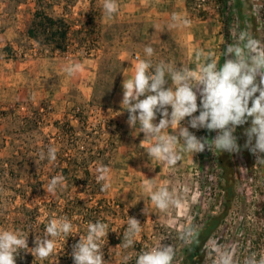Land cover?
Listing matches in <instances>:
<instances>
[{
    "label": "rangeland",
    "instance_id": "rangeland-1",
    "mask_svg": "<svg viewBox=\"0 0 264 264\" xmlns=\"http://www.w3.org/2000/svg\"><path fill=\"white\" fill-rule=\"evenodd\" d=\"M116 3L117 12L109 16L103 8L104 0H94L95 21L85 27L86 35L76 30L86 21L88 0H0V230L28 235L30 248L34 247L35 236L42 235L53 218L67 216L73 234L78 233L57 239L58 255L40 259L21 250L16 264H73L72 246L79 234L87 233L88 223L96 221L109 229L103 248L106 264H135L139 254L160 242L173 245L172 264H179L183 247L205 215L211 213L216 170L201 174L196 154L188 152L175 167L150 161L146 148L155 140L140 144L144 134L138 126L134 130L128 126L126 110L114 103L100 108L92 100L95 95L101 97L105 88L118 84L121 62L135 54L152 63L150 71L161 61L198 69L210 54L218 60L227 44L237 42V20L223 34L216 0H187L186 12L177 8L173 13L191 23L174 28L169 26L171 16L163 17L157 9L149 12L146 0ZM228 7L235 10V0H228ZM242 7L249 30L247 16L255 17L258 8L255 0H242ZM37 8H44L52 16L66 10L65 18L73 31L65 52L52 51L28 37L26 30ZM146 46L154 49L151 57L144 52ZM76 64L80 70L69 74L67 69ZM81 111L88 117L82 126L75 119ZM187 119L182 122L184 126ZM111 122L123 126L116 135ZM189 130L198 136L201 129ZM172 131L166 129L162 134ZM50 147L56 149L55 161L47 158ZM177 147H182V142ZM250 158L255 163L252 153ZM237 164L240 199L216 235L206 242L201 264H223L224 260L245 264L246 258L255 253V173L249 177L240 152ZM58 165L78 170L69 178L72 184L97 182L98 168L107 166L111 187L102 195H92L89 187L69 188L65 180L55 194L48 193L45 189L57 176L53 167ZM80 166L88 170V176ZM146 178L152 179L156 189L167 187L180 205L163 212L157 209L145 191ZM79 205L81 211L75 207ZM215 210L219 206L215 205ZM129 216L140 221L142 230L134 246L125 248L122 241Z\"/></svg>",
    "mask_w": 264,
    "mask_h": 264
},
{
    "label": "clouds",
    "instance_id": "clouds-1",
    "mask_svg": "<svg viewBox=\"0 0 264 264\" xmlns=\"http://www.w3.org/2000/svg\"><path fill=\"white\" fill-rule=\"evenodd\" d=\"M103 8L112 16L117 12L118 5L116 0H104ZM190 23L188 19L181 20L173 14L169 26L174 28ZM144 52L151 57L154 49L146 46ZM222 55V66L210 54L198 69L184 65L171 66L161 61L154 66L153 71H150L153 65L149 60L137 58L134 74L130 77L123 74L121 108L128 113V126L133 130L138 126L139 132L144 134L140 144L155 140L154 144L146 148L150 161L156 160L175 167L182 160L183 153H202L206 147L210 150L215 147L219 152L238 153L241 146L234 133L237 127L248 124L250 119V127L244 130L247 138L244 147L256 157V163L264 164V46L246 30L240 31L237 42L227 44ZM80 67L76 64L67 71L73 74ZM158 115L159 120L156 122ZM186 118L187 126H184L182 122ZM189 128L205 129L216 132V135L209 140L198 137ZM166 129L173 131L163 135ZM181 142L182 147L178 148ZM43 158L44 154H41ZM47 158L56 160L55 148L48 149ZM64 181L63 175L53 177L45 191L55 194ZM97 182H103L102 191L111 187L110 169L107 166L98 168ZM145 191L150 193L151 202L162 212L170 206L180 205V200L167 187L156 189L152 179H145ZM143 212L147 215L145 208ZM141 230L140 221L129 216L123 234V247H133L135 237ZM108 232L107 224L89 222L87 233L79 234L78 241L72 246L73 264H106L103 248L107 243ZM76 234H73V224L67 216L50 219L43 234L35 236L34 247L31 248L28 235L0 230V264H16L21 250L31 253L35 258L47 259L56 253L58 238ZM174 255L173 245L160 242L139 254L135 264H172ZM256 256L253 253L246 258L245 264H264V254L259 259ZM223 264L230 262L224 260Z\"/></svg>",
    "mask_w": 264,
    "mask_h": 264
},
{
    "label": "trees",
    "instance_id": "trees-1",
    "mask_svg": "<svg viewBox=\"0 0 264 264\" xmlns=\"http://www.w3.org/2000/svg\"><path fill=\"white\" fill-rule=\"evenodd\" d=\"M88 1L90 2V8L86 16V21L83 23V27L76 30L77 33L86 35L88 31L85 30V27H90L95 21V16L92 13V4L94 0ZM216 5L223 34H226L230 25L236 19L239 32L246 30L252 38L260 41L261 45L264 46V0H255V7L258 8V10L255 9V17L251 14L247 16L250 23L249 30L245 26L247 18L244 16L242 0H235V10L228 7V0H216ZM64 11L66 10H63V13ZM63 13L59 16H52L48 14L44 8H37L33 13L32 22L26 30L28 37L37 43L49 47L52 51L65 52L68 46L69 35L73 30L65 18V13ZM7 51H10V49L7 48ZM119 57L121 58V56ZM218 60L219 65L222 66L224 62L222 54L219 55ZM121 65H123L124 69V62H121ZM116 86L117 84L111 89L105 88L101 97L95 95L92 104L100 108L112 107ZM85 113L84 111L77 112L75 116V119L81 126L88 119ZM157 118H159V115ZM110 124L114 127V135H116V131L122 130L123 126L119 122H111ZM250 124L251 120L249 119L248 124L237 127L234 135L237 136V142L241 146L239 152L242 160L245 161L249 177H253L255 173V253L257 254L256 258L259 259L260 255L264 254V164L256 163V160L254 163L250 158L251 152L244 147L247 139L244 135V130L250 127ZM68 126H70V124L66 125V127ZM105 127L108 129L110 125L107 124ZM70 129L73 130L72 127ZM65 132L68 133L66 130ZM215 135L216 132H208L205 129H201L198 133L199 137H206L209 140L213 139ZM195 159L197 168L201 174H213L216 170L218 179L215 186L212 188L215 193L214 205L211 207V213L207 214V216L205 215L198 229L191 235L188 243L183 247L182 258L179 264H201L203 262L206 242L216 235L215 233L217 230L225 223V220L233 211L236 200L240 199L238 188L241 184V177L237 164V153L219 152L215 147L211 150L206 147L202 153H197L195 155ZM80 167L84 175L88 176V170L82 168V166ZM53 170L57 175H63L65 177L69 188H84L87 186L89 187V193L92 195L104 194V191L101 190V184L97 182L88 183V180H83L80 181V183L77 181V184L69 183V178L71 176H76L75 173L78 171L70 167V165H58L53 167ZM215 205L219 206V210H215ZM75 207L81 211L82 207H80V205Z\"/></svg>",
    "mask_w": 264,
    "mask_h": 264
},
{
    "label": "crops",
    "instance_id": "crops-1",
    "mask_svg": "<svg viewBox=\"0 0 264 264\" xmlns=\"http://www.w3.org/2000/svg\"><path fill=\"white\" fill-rule=\"evenodd\" d=\"M147 1V6L149 8V12L153 13V10H160L161 12H158L157 14L161 15L164 17V15L167 16H173V11H176L177 8H179V10H183L184 12L187 11V9H189L188 5H187V0H146ZM137 2H141V0H137ZM155 13V12H154ZM194 38H196L195 36H193ZM135 56L138 57V55L135 54ZM135 56L133 58L130 57V59L123 61L124 62V69L120 75V79L119 82L116 86V90H115V94L113 96V103L114 105L118 106L121 108V104L120 101L122 99V94H123V90H122V81L124 79V75L126 76H132L134 74V64L135 62H137V58H135ZM124 74V75H123ZM123 110H125L122 107ZM193 156V154L191 155Z\"/></svg>",
    "mask_w": 264,
    "mask_h": 264
},
{
    "label": "built area",
    "instance_id": "built-area-1",
    "mask_svg": "<svg viewBox=\"0 0 264 264\" xmlns=\"http://www.w3.org/2000/svg\"><path fill=\"white\" fill-rule=\"evenodd\" d=\"M135 58H137V56H135Z\"/></svg>",
    "mask_w": 264,
    "mask_h": 264
}]
</instances>
